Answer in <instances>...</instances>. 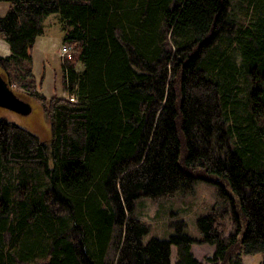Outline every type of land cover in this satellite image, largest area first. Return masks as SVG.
<instances>
[{
    "label": "trees",
    "instance_id": "obj_1",
    "mask_svg": "<svg viewBox=\"0 0 264 264\" xmlns=\"http://www.w3.org/2000/svg\"><path fill=\"white\" fill-rule=\"evenodd\" d=\"M5 1L0 72L49 136L0 118V264H172L171 246L173 264H205L181 230L144 243L133 216L138 197L189 190L202 174L216 175L233 229L197 219L214 246L207 264L258 253L264 264V4L234 29L230 0ZM50 13L72 53L66 95L47 98L32 49Z\"/></svg>",
    "mask_w": 264,
    "mask_h": 264
},
{
    "label": "rangeland",
    "instance_id": "obj_2",
    "mask_svg": "<svg viewBox=\"0 0 264 264\" xmlns=\"http://www.w3.org/2000/svg\"><path fill=\"white\" fill-rule=\"evenodd\" d=\"M264 0H230L229 14L233 16L234 29L245 27L257 19ZM9 1L0 0V17L7 13ZM42 35L36 37L32 49V72L35 86L47 98L65 96L61 88V56L59 50L63 46L62 23L58 13H50L43 19ZM9 54V47L0 38V55ZM239 60L240 52L235 50ZM81 69V65H77ZM39 110V109H38ZM36 112V113H35ZM0 118L26 126L42 139H47L48 124L41 112L37 110L20 115L0 107ZM204 179L197 178L189 190H178L175 193L158 198L138 197L133 206V216L148 225V232L143 237L146 243L150 238L166 239L169 235L181 230L190 236L194 242L191 246L194 256L207 264L206 257L213 253L214 246L202 241V235L197 225V219L208 213L218 218L219 230L223 237L232 232V222L229 215L227 200L218 196V185L214 174H202ZM115 255V245H110L108 258ZM263 258L258 254H241V264H259ZM176 259L175 247L171 246L170 261Z\"/></svg>",
    "mask_w": 264,
    "mask_h": 264
},
{
    "label": "water",
    "instance_id": "obj_3",
    "mask_svg": "<svg viewBox=\"0 0 264 264\" xmlns=\"http://www.w3.org/2000/svg\"><path fill=\"white\" fill-rule=\"evenodd\" d=\"M0 107L20 115L31 113L32 103L14 92L6 80V76L0 72Z\"/></svg>",
    "mask_w": 264,
    "mask_h": 264
},
{
    "label": "built area",
    "instance_id": "obj_4",
    "mask_svg": "<svg viewBox=\"0 0 264 264\" xmlns=\"http://www.w3.org/2000/svg\"><path fill=\"white\" fill-rule=\"evenodd\" d=\"M71 53H72V50H71V48H70L69 46H67V45H63V46L60 48V50H59V55H60L61 57H63V56H70ZM70 100L74 101L75 98H74V97H70Z\"/></svg>",
    "mask_w": 264,
    "mask_h": 264
},
{
    "label": "crops",
    "instance_id": "obj_5",
    "mask_svg": "<svg viewBox=\"0 0 264 264\" xmlns=\"http://www.w3.org/2000/svg\"><path fill=\"white\" fill-rule=\"evenodd\" d=\"M2 55V54H1ZM3 55H7V54H3Z\"/></svg>",
    "mask_w": 264,
    "mask_h": 264
}]
</instances>
